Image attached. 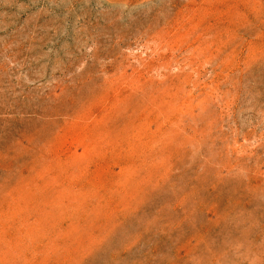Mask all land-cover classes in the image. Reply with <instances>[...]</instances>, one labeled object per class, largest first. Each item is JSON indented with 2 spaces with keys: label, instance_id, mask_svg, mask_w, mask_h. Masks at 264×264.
<instances>
[{
  "label": "rangeland",
  "instance_id": "rangeland-1",
  "mask_svg": "<svg viewBox=\"0 0 264 264\" xmlns=\"http://www.w3.org/2000/svg\"><path fill=\"white\" fill-rule=\"evenodd\" d=\"M0 264H264V0H0Z\"/></svg>",
  "mask_w": 264,
  "mask_h": 264
}]
</instances>
